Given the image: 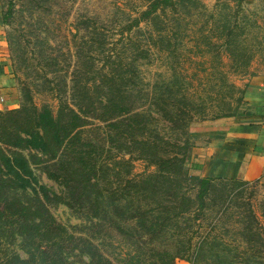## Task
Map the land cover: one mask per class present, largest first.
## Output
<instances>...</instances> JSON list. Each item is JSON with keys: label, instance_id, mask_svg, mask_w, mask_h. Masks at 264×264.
<instances>
[{"label": "trees", "instance_id": "1", "mask_svg": "<svg viewBox=\"0 0 264 264\" xmlns=\"http://www.w3.org/2000/svg\"><path fill=\"white\" fill-rule=\"evenodd\" d=\"M140 1L133 9L116 5L115 14L109 13L102 25L92 17L74 25L70 85L64 83L61 90L58 86L50 88L61 95L68 92L69 99L64 101L59 96L57 107H38L24 86L19 107L0 112V238L7 231L18 235L25 242L24 248L26 242L30 248L29 257L16 258L15 264H70L69 259L75 253L84 255L89 260L86 264H175L178 258L200 264L198 259L216 243L212 227L196 244L190 237L185 244L172 242L161 246L150 242L141 248L134 247L135 244L122 255L111 257L96 243L97 231L70 233L57 224L50 212L53 201L71 209L99 211L105 177L101 165L103 157L109 155L113 161L120 158L126 168L134 161H145L155 167L154 172L139 179L131 177L130 171L124 173L119 195L116 189L106 190L114 197L118 195V199L128 198V211L139 215L132 218H139L142 227L151 225L142 230L150 236H159L170 231L172 225L193 223L191 228L195 227L208 208L205 200L216 180L189 174L190 129L197 123L235 114L240 118L252 116L240 111L243 92L221 71L222 82L214 85H195L184 78L180 81L181 71L178 73L177 69H170L172 75L168 79L146 82L141 68L150 66L149 40H153L148 24L158 13L164 16L167 10L177 16L181 2L198 1ZM6 16L3 13V23ZM142 24L145 33L136 34L142 32ZM156 38L163 44L173 37L157 30ZM84 46L87 55L80 62ZM221 86L228 92L223 97L219 94ZM236 95L239 97L235 98ZM212 96L228 102L224 108L210 111L212 105L207 103ZM32 165L41 167L49 179L61 186L63 194L50 193V198L46 188L32 189L26 179ZM219 191L220 218L234 202L237 206L238 196L225 185ZM15 192L20 193L19 199L11 198L10 194ZM218 244L223 251L228 250L227 244ZM119 245L115 248H125ZM11 261L0 259V264Z\"/></svg>", "mask_w": 264, "mask_h": 264}, {"label": "rangeland", "instance_id": "2", "mask_svg": "<svg viewBox=\"0 0 264 264\" xmlns=\"http://www.w3.org/2000/svg\"><path fill=\"white\" fill-rule=\"evenodd\" d=\"M1 1L3 13L7 15L3 27L12 88L18 101L17 108L24 86L28 87L31 100L38 107L44 105L57 107L59 96L64 101L69 99L68 92L61 95L57 91H51L50 88L58 86L61 90L64 89V83L70 85L69 76L73 70L75 52L72 39L74 25H78V22L83 21L85 17H92L94 22L102 25L109 13L115 14L116 5L120 8L133 9L141 3L140 0ZM197 1V3L181 2L176 9L177 16L167 10L164 16L158 13L151 24H148L153 40H149L150 66L141 68L145 80L152 84L164 78L168 79L172 75L170 69H177L178 73L181 71L178 78L180 81L184 78V81L195 85H214L222 82L221 71L226 74L228 81H233L243 92L244 104H239L240 111L251 113L245 101V94L249 91L250 85L264 79V0ZM116 17L119 16L113 18ZM140 30L142 32L136 34L145 33L144 24L141 25ZM157 30H163L166 36H172L173 38L169 39L170 43L167 40H164L163 44L159 42L156 38ZM86 51L87 47L84 46L78 58L81 59L80 62L84 61ZM86 77L89 78L88 75ZM208 91L209 95H212L211 90ZM227 93L226 88L222 86L219 88L221 97ZM217 99L213 97L207 103L212 105L208 110L217 111L218 107L224 108L225 103L228 102L225 98L224 102ZM231 105L236 107L237 104ZM4 111L6 109L0 108V112ZM248 119L240 118L235 114L214 122L193 125L189 132L190 148L187 152L189 174H191L190 165L195 148L212 144L215 136L211 135V132H217L229 124L246 122ZM38 155L40 156L39 153ZM101 166L105 177L101 183L104 195L99 211L93 213L79 207L71 209L60 202H52L51 214L57 224L68 232L84 234L91 230L97 231L95 241L102 251L111 257L112 255L118 257L127 250L126 248L135 244L137 245L134 247L140 248L150 242L161 246L171 245L172 242L185 244L188 237L196 244L209 228L214 227V234L217 235L216 243L214 242L212 249L206 250L204 256L198 259V263L264 264V179L255 181L215 179L214 189L205 200V206L208 208L204 210L203 217L195 222V227L191 228L193 223L172 225L170 231L166 230L159 236H150L142 229L151 225L142 227L139 218H132L139 215L128 211V198L117 197L123 186L124 173L130 171L131 177L139 179L154 172L155 167L145 161H134L126 168L120 158L113 161L110 160L109 155L103 157ZM26 179L32 189L44 187L49 190L50 198V193L63 194L61 186L49 179L39 166L32 165ZM224 185L231 188L235 196H238V204L235 206L234 202L230 210L219 218L217 201L221 196L220 187ZM115 189L118 193L115 197L106 191ZM10 196L19 199L20 193L15 192ZM188 228L191 230L185 235ZM5 232L6 235L3 234L4 236L0 238L4 241L0 244L2 253L0 259L13 260L9 264H15L16 258L26 260L29 257L27 250L30 249L27 242L24 248L25 242L23 243L18 235ZM218 243L227 244L228 250L223 251L222 245ZM119 244L125 248H115ZM75 254L70 257V264L89 263L84 255ZM175 264L190 263L178 258Z\"/></svg>", "mask_w": 264, "mask_h": 264}, {"label": "crops", "instance_id": "3", "mask_svg": "<svg viewBox=\"0 0 264 264\" xmlns=\"http://www.w3.org/2000/svg\"><path fill=\"white\" fill-rule=\"evenodd\" d=\"M6 46L0 0V108L12 110L17 108L18 101L12 88ZM245 101L252 116L246 122L211 132L215 136L212 144L194 150L191 175L246 181L264 179V79L250 85Z\"/></svg>", "mask_w": 264, "mask_h": 264}]
</instances>
